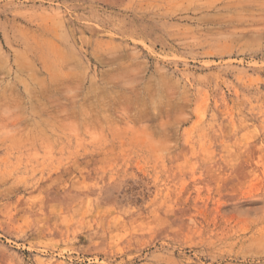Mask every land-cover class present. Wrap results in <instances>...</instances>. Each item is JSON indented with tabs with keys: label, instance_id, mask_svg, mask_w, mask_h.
I'll use <instances>...</instances> for the list:
<instances>
[{
	"label": "rangeland",
	"instance_id": "1",
	"mask_svg": "<svg viewBox=\"0 0 264 264\" xmlns=\"http://www.w3.org/2000/svg\"><path fill=\"white\" fill-rule=\"evenodd\" d=\"M0 264H264V0H0Z\"/></svg>",
	"mask_w": 264,
	"mask_h": 264
}]
</instances>
